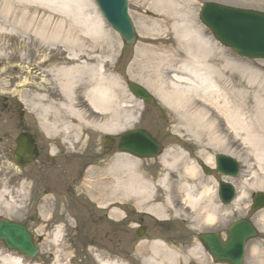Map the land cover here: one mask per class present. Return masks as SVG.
I'll use <instances>...</instances> for the list:
<instances>
[{"label":"bare ground","instance_id":"bare-ground-1","mask_svg":"<svg viewBox=\"0 0 264 264\" xmlns=\"http://www.w3.org/2000/svg\"><path fill=\"white\" fill-rule=\"evenodd\" d=\"M189 2L192 5L194 0ZM190 4L187 0H150L148 9L161 15L162 21L142 18L138 22L142 37L124 59L123 63L127 60L129 64L124 73L173 114L194 143L203 135L208 145L218 151H224L227 143L239 144L253 166L254 182L250 187L263 191L264 178L256 173L264 174V91L249 93L242 89V83L224 77L225 70L236 66L231 60H222V49L204 37ZM12 39L17 47H38L36 54L29 55L27 51L17 57L18 66L27 61L30 75L33 66L41 80L35 87L27 85L34 91L25 98L22 94L26 92H12L20 96L27 118L35 121L52 141L72 146L71 155L84 143V137L89 142L88 131L117 135L135 124L141 103L132 95L140 104L136 107L127 101L119 69L116 70L115 58L121 44L112 41L91 0H0L2 62L15 56L8 44ZM54 47L59 50L47 52ZM1 65L0 75L5 76ZM24 81L16 87H24L29 79ZM207 159L205 163L211 165L213 159ZM143 163L130 155H114L96 167L86 165L82 174L90 177L98 171L112 177V186H108L112 197L108 195L107 199L130 200L139 210L155 217L170 216L192 228L199 224L211 226L220 222L222 212L227 215L228 209L222 211L215 193L198 182V167L186 164L181 149L167 148L153 162L157 167L155 177L146 173ZM245 193L246 189L238 188L231 205L237 212ZM8 207L0 208V219L8 216ZM41 217L46 218L45 213H40ZM254 222L258 227L264 225V214L256 216ZM60 233V226L53 228L49 243L56 245ZM150 247L152 255L142 257L141 264H175L178 256L166 247L160 243ZM198 253L194 249L188 255ZM55 258V264H60L58 252ZM23 260L22 255L0 253V264H26ZM96 260L97 264H122ZM249 264H264L255 248L249 253Z\"/></svg>","mask_w":264,"mask_h":264},{"label":"rangeland","instance_id":"rangeland-1","mask_svg":"<svg viewBox=\"0 0 264 264\" xmlns=\"http://www.w3.org/2000/svg\"><path fill=\"white\" fill-rule=\"evenodd\" d=\"M208 1L217 2L221 4L223 3V4L232 5L236 7L258 9V10L264 11V0H194L192 5L190 4L189 0H187V4H190L189 9L192 8V15H193L195 23L197 24L198 27H200V29L204 31V37L209 38L210 40H212V42L217 44L220 47V49H222V60L224 59L231 60L234 62V65L236 66V68L225 70L224 77L228 81L235 80L234 81L235 83H242V89L249 90V93L256 91V90H262L263 92L264 91V62L238 58L231 51L220 46L214 40L210 32L198 20L197 12H198L200 5ZM128 2H129V7H128L129 14H130V17L132 18L135 31L138 36L137 42L134 44V46L123 45L119 36H117L114 32H112L111 29L107 25L106 26L109 32L111 33L112 41L114 43L120 42L118 45L121 44L118 49L119 53H117V56L115 58V61H117L116 70L119 69L120 78L124 85L123 86L124 90L127 92L125 93V96L127 97V101H129L130 103L133 102V104H136L134 106L137 107L138 104L140 103L136 99H133L131 97L132 94L129 92L126 86L127 82H133V81H130L128 79L127 74L124 73L125 68L129 64L126 63L127 60L124 63L123 61L129 55V53L133 51L134 47L140 42V37H142L137 30L138 22L142 18L149 20L151 22L153 21L160 22L162 21V16L148 9V3H150V0H128ZM161 41L162 40L158 41L157 43L160 44ZM8 44L13 47L12 52L13 54H15V56L13 57L12 60H9L6 62H2V60H0V65L2 64L1 66L3 70H5L4 71L5 76L0 75V84H1L0 95L10 97L14 95V93L12 92V90H14V87L16 85L24 83L25 79H29V84L33 83V87L40 84V81L35 77L36 72L31 73L30 75V71H28L26 67L30 65L29 64L25 65L27 61H24V63L21 64V66H18V63L20 61L17 57L20 53L29 52V55L36 54L38 47L33 46V45H28L26 47H23V46L17 47V44L13 39L10 40ZM49 50L53 51V50H59V49L54 47V48L48 49L47 52ZM6 51L10 53V50H6ZM32 60L36 61L35 59H32ZM33 87L29 89L27 85L25 84V86L22 88H19V90L22 91V93L26 92L22 94V96H24L25 98L31 93V91H34V89H32ZM23 89H26V91H24ZM17 97L18 99L20 98L19 95ZM9 100L10 99L7 100L8 106H9ZM3 103L4 101L0 99V116L2 117V119L4 117H6V119H10L8 117H12V119L15 121H21V120L30 121V126L35 127V124L31 122L32 119L27 118L26 113H23L22 117L20 116V110L16 114L12 113V116L10 114L6 116L1 109ZM7 109H11V107L9 106ZM135 117H136L134 120L135 124L132 125L131 129L133 128L134 129L136 128L144 129L147 132H149L153 138L159 141L162 144V146L171 148V149H181L186 156V164L196 165L198 167L197 175H196L198 182L204 184V186H206L209 190H211L212 193L214 192V190L216 193L217 181L219 177L216 176L215 174H212L209 176L204 175L199 168L200 162L209 161L207 158L212 159L215 154H218L221 152L222 154L232 155L233 158H236L237 161L240 162L241 172H240L239 177L230 181L232 182V184L234 183L236 185L237 190L238 188L242 190L246 189V193L243 197V201L240 202V205L238 206V212L235 211L232 206H227V207L222 206V211L228 209V212L226 213L227 215L225 216L223 215L225 213L222 212L220 222L215 223L216 225L212 224L211 226L209 225L202 226L199 224L197 225V228L189 229L187 226L177 221L178 223H175L176 228L184 227L186 231H188L189 233L192 232L191 234H193L194 236H195V233L199 231H206V230L222 231V235L224 236L227 227L232 222L242 219V218H251V217L253 218L254 217V215H251L249 211L251 195L257 192L252 187H250L251 184H253L254 182V181H251L252 180L251 171L253 170L251 167L253 166L251 165V161L249 160V158L247 157L244 150H242L239 144H235L233 142L230 144L227 143L228 145H226V149L224 151H218L215 149L216 147L213 146L212 144L208 145V138L207 136L206 138H204L203 135L200 137L201 140H199L198 143H194L193 141L188 139L189 136L186 134L185 129H182V127L179 126V121L176 119V117L173 116V114L168 112V110L161 107V105L156 102L150 106H147L145 104H143V106L141 105L139 111L135 114ZM88 133H89V138H90L89 142L87 143L86 141L87 137H84L83 139L84 143L80 145V148L78 146L75 148V152H78L81 149L79 152H85L84 155H81L78 158V156L70 154V152L72 151L71 149H65V151L66 150L69 151L68 154H62L60 155L61 157L58 156L60 157L58 161L60 162V172L64 173L63 170L67 169V167L70 169V171H73V172H69L68 174L64 173V174H67V177L66 179L60 178L61 185L63 184L62 182L63 180L65 181L66 184L71 185L72 182H70V178H73L75 176L77 177V172L82 169L85 163L88 162L92 164V162H95V164H93V167L94 165L96 167L97 165H99L98 162L104 158L102 155L98 156L101 148H103L104 146L103 144L104 134L96 135L93 131H88ZM93 141L95 142L92 143ZM67 146H70V144L66 145V147ZM85 149L87 150L85 151ZM155 161L156 159L150 162L145 161L143 163V165H145L144 167H147L148 169V170L146 169L147 171L146 173L154 177L157 173V167L153 166V162ZM64 163L66 166L64 165ZM71 174H74V175H71ZM256 174L261 175L259 176L260 179L264 178V174H261V173H256ZM222 179L226 180V178H222ZM83 181H85L84 182L85 184L99 186L101 190L103 189V192H105V189L108 190V186L109 187L112 186V177L110 178L105 177L103 174L101 175V173L98 171L96 174L91 175L90 178L86 177V179H84ZM83 181L80 182V184H83ZM104 184L107 185L106 188L102 186ZM127 206L129 210H133V208L130 205H127ZM8 209H9L7 211L8 216L4 215V218L6 217L12 220L21 221L24 224H26L31 231L36 232V234L38 233L39 230L42 229L43 226L45 227L46 220H44V218L41 219L42 217L38 219L35 218L32 221L29 220L28 215L30 213V208L29 210H26L24 208L16 209V208L8 207ZM40 210L46 212L47 209L45 208V209H40ZM57 214L58 213H55V216ZM263 214H264V210H262L256 216H261ZM39 220H44V221L41 223V221ZM133 224H136V223L133 222ZM63 228L64 226H62V229ZM259 228L261 229H259L260 234H259L258 239L249 242L247 246L244 264H249V253L253 248L260 251L261 257L264 258V225L261 224ZM91 230L95 231L97 230V228L92 227ZM106 231L107 229L104 226H101V228H98L97 238L92 239V242H94L93 244H90V240L86 239V236L76 237L72 241L71 239L65 240L66 237L62 236V237H59L57 241L58 243L56 245H53L49 243L51 242V239H49V236L51 234L48 235V237L46 236L43 237L42 235L41 236L42 238L36 239V242L39 248L38 255L30 262H28V259H26V262L28 264H55V259H56L55 253L58 252V260L60 261V264H94L93 257H92L94 254H97L102 257L107 256L104 254L107 252L100 253L99 251H97L98 246L101 248L106 247L108 250H110L108 247V241H104V234ZM175 231L177 230L175 229ZM195 240L196 239L193 238L192 245L194 246H195L194 244ZM111 252L125 257L126 254L130 255V253H132V247H128L124 251H121L120 253L113 252V250ZM0 253L7 254V255H14V256L17 255L16 253H13V252L7 253V251L3 248L1 244H0ZM204 256H205L204 254L203 255L200 254L198 256L199 259L203 261L202 264H210L209 262L207 263L208 259Z\"/></svg>","mask_w":264,"mask_h":264},{"label":"flooded vegetation","instance_id":"flooded-vegetation-1","mask_svg":"<svg viewBox=\"0 0 264 264\" xmlns=\"http://www.w3.org/2000/svg\"><path fill=\"white\" fill-rule=\"evenodd\" d=\"M8 107L6 102L2 104L1 109L6 116L8 114L12 116V113L16 114L19 111L18 105L11 109H7ZM20 116H23L22 112ZM8 118L10 119L6 117L2 119L0 116V163L7 162V168L0 169V192H4L0 199L6 197L13 205L26 203L33 207L36 212L32 211L30 220L40 218V208L51 210V218L60 220V231L66 240L72 241L76 237L86 236L90 244H93L92 239L97 238L98 228L106 227L104 241H108L110 250L98 246L97 251L100 253H112V250L120 253L128 247H132L133 250L134 246L139 244H143V251L147 252L149 244L156 238L162 239L165 247L170 245L174 252L182 253L191 248L192 232L185 231L184 227L176 228L175 223H178L176 219L173 220L170 216L155 217L145 210L134 208L129 210L127 205H132L133 202L108 200L106 197L109 194L85 192L80 181L83 168L90 163L83 165L81 171L77 172V177L70 178L71 185L66 184L64 180L61 185L60 178L66 179L67 174L73 171L67 167L63 170L67 174L60 172L58 161L60 155L65 154L60 149V143L52 141L53 138L47 136L37 126H30L29 121ZM24 134L33 139L30 148L36 155L30 163L19 166L15 159L17 139ZM44 134L51 139L47 137L43 139ZM103 144L101 153L114 151L115 148L108 147L105 141ZM55 213L58 214L55 216ZM52 227L53 223L48 229ZM92 227H96L97 230L92 231ZM132 257L131 264H141L137 257Z\"/></svg>","mask_w":264,"mask_h":264},{"label":"water","instance_id":"water-1","mask_svg":"<svg viewBox=\"0 0 264 264\" xmlns=\"http://www.w3.org/2000/svg\"><path fill=\"white\" fill-rule=\"evenodd\" d=\"M100 12L109 25L123 38L127 45L135 41L134 30L127 14L126 0H95ZM242 14V15H241ZM234 10L223 9L220 5L205 4L200 12V20L211 31L216 40L231 48L239 55L264 58V17L243 16ZM136 97L150 104L152 98L139 86L128 85ZM158 145L144 131L129 132L122 135L120 151H126L136 157H152ZM21 155V153H20ZM216 169L225 175H236V164L229 158L216 157ZM205 174L209 171L202 167ZM228 171H231L227 173ZM231 188L219 183V195L223 202H228ZM226 199V200H225ZM256 205L264 204V197H256ZM255 231L249 223L242 221L233 225L228 232V241L222 244L216 234L204 235L201 242L207 252L217 262L241 264L244 242L254 237ZM0 240L9 250L33 257L36 247L26 228L18 223L3 220L0 223Z\"/></svg>","mask_w":264,"mask_h":264}]
</instances>
